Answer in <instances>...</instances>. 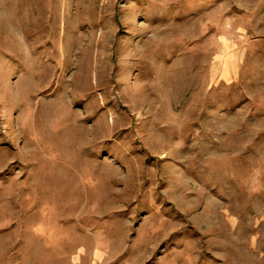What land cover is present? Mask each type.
Listing matches in <instances>:
<instances>
[{
  "label": "rangeland",
  "instance_id": "rangeland-1",
  "mask_svg": "<svg viewBox=\"0 0 264 264\" xmlns=\"http://www.w3.org/2000/svg\"><path fill=\"white\" fill-rule=\"evenodd\" d=\"M0 264H264V0H0Z\"/></svg>",
  "mask_w": 264,
  "mask_h": 264
}]
</instances>
